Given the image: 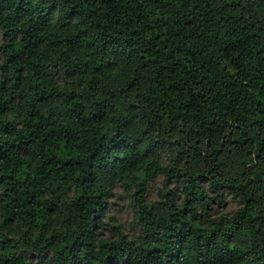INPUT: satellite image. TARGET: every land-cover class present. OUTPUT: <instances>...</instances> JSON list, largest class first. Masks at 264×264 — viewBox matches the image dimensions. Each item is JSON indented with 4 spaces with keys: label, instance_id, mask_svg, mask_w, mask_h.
Returning a JSON list of instances; mask_svg holds the SVG:
<instances>
[{
    "label": "clouds",
    "instance_id": "obj_1",
    "mask_svg": "<svg viewBox=\"0 0 264 264\" xmlns=\"http://www.w3.org/2000/svg\"><path fill=\"white\" fill-rule=\"evenodd\" d=\"M0 264H264V0H0Z\"/></svg>",
    "mask_w": 264,
    "mask_h": 264
},
{
    "label": "trees",
    "instance_id": "obj_2",
    "mask_svg": "<svg viewBox=\"0 0 264 264\" xmlns=\"http://www.w3.org/2000/svg\"><path fill=\"white\" fill-rule=\"evenodd\" d=\"M165 31H166V29H165ZM157 35H159V30H158V32H157Z\"/></svg>",
    "mask_w": 264,
    "mask_h": 264
}]
</instances>
